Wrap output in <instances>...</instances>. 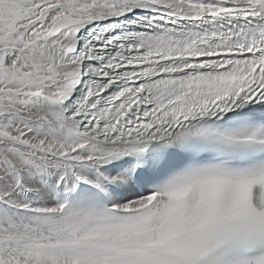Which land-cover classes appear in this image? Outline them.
<instances>
[{
    "label": "snow or ice",
    "instance_id": "obj_1",
    "mask_svg": "<svg viewBox=\"0 0 264 264\" xmlns=\"http://www.w3.org/2000/svg\"><path fill=\"white\" fill-rule=\"evenodd\" d=\"M0 264H264V0H0Z\"/></svg>",
    "mask_w": 264,
    "mask_h": 264
}]
</instances>
